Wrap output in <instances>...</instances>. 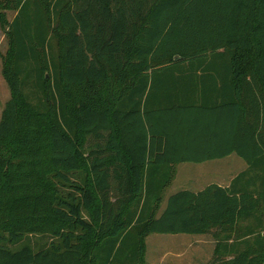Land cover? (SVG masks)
Masks as SVG:
<instances>
[{
	"label": "trees",
	"instance_id": "1",
	"mask_svg": "<svg viewBox=\"0 0 264 264\" xmlns=\"http://www.w3.org/2000/svg\"><path fill=\"white\" fill-rule=\"evenodd\" d=\"M0 27V264H145L150 234L248 218L258 235L207 264L264 262V0H0ZM233 154L228 187L157 216L171 167Z\"/></svg>",
	"mask_w": 264,
	"mask_h": 264
},
{
	"label": "rangeland",
	"instance_id": "2",
	"mask_svg": "<svg viewBox=\"0 0 264 264\" xmlns=\"http://www.w3.org/2000/svg\"><path fill=\"white\" fill-rule=\"evenodd\" d=\"M13 17L14 13L7 12L9 22ZM52 46L53 55L56 59L55 41ZM8 48V39L0 27V117L5 103L10 98L9 88L2 77L3 58L6 56ZM46 78H49L48 72H46ZM246 168L245 162L234 154L202 164L182 163L171 167L169 170L173 173V177L170 185L164 190L157 216L164 209L165 201L171 194L180 190L196 192L210 184L228 187L230 181L237 174L245 171ZM258 226V220L248 218L242 220L240 228L232 233L215 231L204 235L150 234L143 240L142 262L145 264H207L216 255L224 258L230 257L235 251L243 248L245 241H249L253 236L258 235L260 232ZM249 230H253L252 235H247ZM50 241L51 238L47 234H35L28 236L19 246L28 244L35 251H38L39 248L47 247Z\"/></svg>",
	"mask_w": 264,
	"mask_h": 264
}]
</instances>
